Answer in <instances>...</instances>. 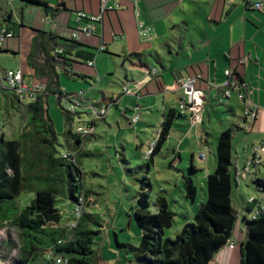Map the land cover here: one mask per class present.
Segmentation results:
<instances>
[{
    "label": "trees",
    "instance_id": "obj_1",
    "mask_svg": "<svg viewBox=\"0 0 264 264\" xmlns=\"http://www.w3.org/2000/svg\"><path fill=\"white\" fill-rule=\"evenodd\" d=\"M23 1L26 6L42 8L52 16L60 11L61 6L67 7L65 2L52 8L47 0ZM80 12L85 11H75V14ZM21 26L22 23H15L13 27H7L17 37ZM36 31L28 65L34 71V77L46 80L47 84L28 104L15 92L7 98L9 105L18 112L25 109L29 119L21 127L17 139H9L4 134L0 137V228L11 226L19 230V264H57L58 257L64 258L67 264H101L102 257L95 249V239L101 232L92 229L94 218L89 213L92 204L88 201L91 192L84 183L81 161L84 155L80 151L86 140L69 128L64 133L66 151L76 152L77 156L64 158L57 149L59 135L48 105L49 97L57 96L66 123L71 126L73 114L60 105V98L68 95L62 91L61 77L69 80L85 78L74 73L73 69L79 62L94 61L96 53L84 50L88 46L73 38L64 39L54 32ZM140 57L134 53L127 55L126 59L131 61ZM236 78L240 85L245 84L239 74ZM180 117L178 110H170L165 115L150 163L142 167L146 168V175L140 180L133 212L142 232L140 245H121L117 237L118 246L133 253V264H216L217 255L229 245L239 220L233 206L236 184L233 141L237 129L229 128L218 138L217 168L207 178V202L199 208L194 223L187 224L175 239L165 238L166 231L173 228L177 214L164 196H159L152 208L153 187L149 174L155 156L162 151ZM195 174L192 165L189 175L183 176L185 197L191 203H195L198 197ZM253 184L264 194V181L257 178ZM24 194H35L25 208L21 204ZM81 197L86 199L82 217L76 226L64 225L58 201L73 204L76 221L75 209ZM257 203L253 200L249 204L255 206ZM258 210L254 219L245 217L244 220L247 233L241 249V264H264V207L260 205Z\"/></svg>",
    "mask_w": 264,
    "mask_h": 264
},
{
    "label": "crops",
    "instance_id": "obj_2",
    "mask_svg": "<svg viewBox=\"0 0 264 264\" xmlns=\"http://www.w3.org/2000/svg\"><path fill=\"white\" fill-rule=\"evenodd\" d=\"M255 1L139 0L138 4H134L130 0H120V8L105 14L103 23L97 25L95 36L82 38L81 43L88 46L84 50L96 53L95 66L89 67L87 62H79L75 65L73 72L85 78L78 77L72 81L80 80L87 84L89 79L94 81L98 77L101 79L103 71L101 63H106L104 60L99 61L98 55L101 53L113 58H124L134 71L140 72L141 77L139 80L135 77L129 80L127 76L128 84L122 83L118 89L105 86L102 104L89 99L87 90L80 85L77 92H84L86 99L83 107L88 104L109 106V111L113 106L118 109L124 107V115L130 121L128 117H131L134 112V105L140 109L143 107L141 105L144 99L149 107H158V103L162 104L163 124L165 115L170 110L179 111L183 97L179 90L182 79L201 76L197 87L222 101L223 98H220L226 84L225 72L230 70L239 74L244 80L251 101L259 109V118L256 123L252 124L245 117L236 116V110L233 108L235 93L227 98L231 105L227 113L230 116L226 115L221 119L215 113L212 114L207 98L203 123L193 126L188 115H181L176 120L167 143L157 156L162 155L167 148L170 155L168 163L171 168L178 165L185 167L188 159L196 170V185L198 182L204 185V179L207 180L217 168V165L215 168L213 166L214 170L210 171L213 169L212 158H208L204 151L212 153L215 143L216 146L218 144L219 136L229 128L237 129L233 144L239 134L249 133L251 136L244 138L245 144L242 149L234 147L233 174L236 179L234 189L240 194L243 184L247 185L249 181L253 184L255 179L264 175L261 169L258 173L253 172V167L258 169L263 166L264 168V154H261L260 160L255 158L257 150L264 149V6L262 10H256L253 6ZM47 2L52 8H58L64 2L67 7L61 6L55 16L39 8L41 11H35L36 20L33 24L27 23L23 14L19 17L15 12H8L7 18L0 21V25L8 27H13L15 23L23 25L19 28L18 36L8 41L0 53L15 59L9 70L21 69L25 84L30 88L46 87L47 84L46 80L34 77V71L28 65L32 42L37 35L36 30L54 32L61 38L71 39L77 21L74 17L75 15L77 17L75 11H85L96 15L100 14L101 10L100 0H47ZM28 13L30 16L33 15V11ZM3 16L5 17L6 14L1 13V18ZM141 24L150 30L151 39L148 41L141 38ZM102 45L105 46V51L99 52ZM134 53L140 54L141 57L128 61L126 56ZM143 58L148 59L149 62L152 61L153 64L151 66L143 64ZM244 59L245 63H241ZM106 70H108L107 64ZM28 79L30 84L27 83ZM130 84H133V90ZM125 87L128 88V92L122 94ZM117 96L120 97L119 103L111 105L112 99ZM151 96H160L157 105L154 101L149 102L145 99ZM27 98L32 102L30 97ZM106 120L107 117L104 121ZM97 122L99 121L93 122L95 127ZM181 133L185 134L180 136ZM89 140L90 138L85 143ZM176 140L177 145L174 144ZM249 143L252 146L251 154L247 149ZM200 165L206 166L207 169V175H203V178L198 177V173L205 170ZM257 192L264 196L263 193ZM245 197L243 198L245 210L243 225L237 223L229 245L217 255L216 264L217 262L218 264H234V258L239 260L238 246L242 247L247 233L245 217L251 219L250 212L254 211L258 204L262 206L256 196L245 194ZM248 197L256 200L257 205L249 204L252 200L249 201ZM197 202L198 197L196 202L192 203L194 211H196ZM232 244L235 245L234 248H231Z\"/></svg>",
    "mask_w": 264,
    "mask_h": 264
},
{
    "label": "rangeland",
    "instance_id": "obj_3",
    "mask_svg": "<svg viewBox=\"0 0 264 264\" xmlns=\"http://www.w3.org/2000/svg\"><path fill=\"white\" fill-rule=\"evenodd\" d=\"M37 10L41 11L39 7L26 6L23 0H0V21L7 18L8 12H15L19 17H22L23 14L26 22L33 24L36 20L35 11ZM29 11H33V15L30 16ZM1 13L6 14L5 17L3 16L4 19L1 18ZM74 17L76 18V15ZM98 56L100 57V62L103 60L106 62L104 64L101 63L102 78L98 77L96 81L89 79L88 83L85 84L80 80L72 81L62 76L61 88L64 93L68 95L80 93L81 91L77 92V89L82 85L87 90L89 99H94L95 103L102 104V93L105 86L118 89L122 83L128 84L127 76L129 80L132 77L139 80L141 77L140 72L134 71L130 63H126L124 58H113L103 53ZM14 61L13 57L0 53V73L5 74L6 71H9ZM142 63L150 66L153 64L152 61L149 62L146 58H143ZM106 64L108 70H106ZM27 83L30 84L29 79ZM131 90H133V84L131 85ZM12 95V91L3 90L0 86V137L4 134L7 138L13 140L19 137L20 129L28 121L29 116L25 109L18 112L16 108L9 105L7 98L12 97ZM234 95L237 98L235 96L233 98V108L236 110V116L242 118L245 114L244 105L240 102L238 95ZM221 96L220 99L223 98L222 101L216 99L213 95L211 96L210 93L207 94L210 102L209 109L219 119L229 115L227 113L229 106H231L230 101L223 92ZM159 98L160 96H151L145 99H148L149 102L154 101L156 104ZM142 100L143 104L141 106L143 107L140 109L134 105V112L131 117H128L130 121L124 115V107L120 109L114 106L111 107L107 120H99L97 122L96 134L90 137V140L85 143L81 151L84 154L81 157L84 169V183L91 192L88 201L92 204L89 211L94 218L92 229L101 232L95 239V249L100 252L102 257L101 264H133V253L126 248H120L117 244V237L121 245L133 244L134 246H139L141 243L142 232L135 221L133 212L137 205L140 180L146 175V168L142 167L150 163L147 156L158 139V131L163 121L162 104L158 103V107H149L147 102L144 99ZM23 102L28 104L31 101L25 98ZM48 105L50 117L59 135L57 149L61 153L67 150L64 133L69 128L75 132L78 126L91 125L96 121L91 104L78 109L77 113L73 114L74 120L71 126L66 123L57 96H50ZM134 116H139L140 118V122L137 125L130 123ZM184 134L181 133L179 135L183 136ZM248 135L251 136L249 133L239 134L235 140L234 147L242 149L245 144L244 138L249 137ZM174 144L177 145V140L174 141ZM250 144L247 146L249 154L252 152ZM166 149L162 155L155 157V164L149 174L153 187L151 204L154 209V202L159 196H164L167 199L171 210L177 214V217L173 228L166 231L165 238L175 239L187 224L194 223V217L199 208L207 202L208 186L206 179H204V185L199 184L197 180L198 202L196 211H194L193 204L186 200L183 179L184 173L189 175L190 161L186 160L185 167L178 165L175 168H171L168 163L170 155ZM216 150L217 146L215 143L212 153L204 151L208 158H212V168L217 165ZM249 165L251 164L249 163ZM200 166L205 168V170L202 173H198V177L201 176L203 178V175H207V169L206 166ZM214 168L210 169V171H213ZM259 169L264 172L263 166L258 169L253 167V172L258 173ZM259 179L264 181V175H261ZM242 187L240 194L236 189H234L233 193L234 209L239 214L238 223L241 226L243 225L245 214L243 201V198H246L245 194L256 196L264 207V196L262 194L259 195L252 181H249L247 185L243 184ZM34 198L35 194H24L21 198L22 207L28 206ZM248 200L251 201L252 199L248 197ZM57 205L63 213V224H73L75 221L73 204L66 200H59ZM241 248L239 245V260L234 258V264H241ZM19 252V230L11 226L0 228V264H19Z\"/></svg>",
    "mask_w": 264,
    "mask_h": 264
},
{
    "label": "built area",
    "instance_id": "obj_4",
    "mask_svg": "<svg viewBox=\"0 0 264 264\" xmlns=\"http://www.w3.org/2000/svg\"><path fill=\"white\" fill-rule=\"evenodd\" d=\"M134 4H138L139 0H130ZM235 2H241L242 0H234ZM246 1V0H245ZM120 0H101V11L100 14L91 15L85 12H80L77 14V21L75 28L73 29L72 38L81 42L83 37H93L95 36L97 25L103 23L105 14L109 12L116 11L120 8ZM254 8L256 10H262L264 6V0H256L254 3ZM140 33L141 38L144 41H148L151 39L150 30L145 28L142 24L140 25ZM15 37L14 33L8 29L7 26L0 25V49H3L8 41ZM105 46H101L99 52H104ZM241 63H245V59L241 60ZM89 67L95 66V61H89ZM226 84L224 86V95L227 98H230L232 94H237L239 100L244 104L245 114L244 117L250 121V123L254 124L259 118V109L258 107L251 101L248 91L246 89V85H240L236 74L233 71H226ZM24 73L21 69L9 70L6 71L5 74L0 73V86L3 90H8L15 92L22 100L27 97H30L32 101L35 100L36 93L42 92L45 87H34L30 88L25 84L24 81ZM201 79V76L197 77H187L180 81L179 90L183 94V99L180 102L179 112L181 115H188L193 126H198L204 121V109L207 103V94L202 89L197 87L198 80ZM128 92V88L125 87L123 89L122 94ZM120 101V97H114L112 99L113 104H118ZM86 104L85 93L80 92L72 95H65L60 98L61 107L71 113H77L78 109L83 108ZM93 108V115L95 116V120H105L108 112L109 106H96L94 104L91 105ZM139 116H134L131 120L133 125H137L139 123ZM75 134L83 140H87L90 137H93L96 134V127L91 126L89 124L80 125L75 130ZM156 142L151 147L147 158H150L152 155ZM264 154V149H258L256 152V159H261V154ZM62 156L64 158L75 157L77 156L76 152L72 151H64ZM260 163V161H259ZM253 201V200H252ZM251 201V202H252ZM86 203L85 197H81L79 200V204L75 209L76 221L72 224V226H76L78 219H80L83 215L84 206ZM258 205L254 211H251V217L254 219L258 214L259 210ZM231 248H234L235 245H230ZM57 264H67V261L58 257L56 259Z\"/></svg>",
    "mask_w": 264,
    "mask_h": 264
}]
</instances>
